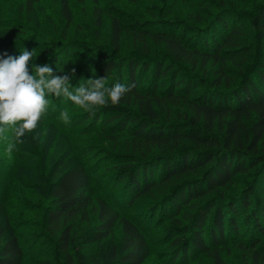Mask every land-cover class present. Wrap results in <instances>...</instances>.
Listing matches in <instances>:
<instances>
[{"label": "trees", "instance_id": "obj_1", "mask_svg": "<svg viewBox=\"0 0 264 264\" xmlns=\"http://www.w3.org/2000/svg\"><path fill=\"white\" fill-rule=\"evenodd\" d=\"M20 1L9 19L0 14L3 53L19 56L23 48L34 50L30 70L37 63L49 64L60 75L75 69L73 87L106 76V87L133 86L119 104L97 107L94 114L66 98L49 97L44 127L66 137L68 148L56 167L45 163L43 225L58 237L56 247L68 264H144L157 247L164 249L159 264L201 259L224 264V252L234 242L248 253V261L264 264V0L249 13L238 9L241 0H218L216 13L207 15L195 11L193 0H176L190 7L183 11L184 18L197 23L184 24L192 35L180 32L177 18L152 15L132 26L135 50L130 54L122 50L128 25L112 13L109 46L86 39H20L25 25L18 18L33 12L40 0ZM54 1L60 18L72 23L73 0ZM104 1L76 0L83 7L91 3L98 34L110 13ZM141 1L130 0L127 6ZM229 64L235 68L228 70ZM209 67L215 75L211 81L185 74L189 69L206 73ZM176 108L180 118L174 117ZM63 110L69 123L60 118ZM124 137H129V152H119ZM5 142L0 144V167L8 176L22 159V149L9 154L2 148ZM31 151L43 160L38 148ZM252 173L255 179L241 195L225 197L223 190ZM0 178L1 210L8 179ZM99 188L109 193L98 194ZM143 197L158 201L129 215ZM92 210L96 225L86 239L77 240L74 227L90 220ZM8 219L0 222V264H24L29 245L10 232ZM119 226L125 235L122 250L111 243ZM88 238L100 247L98 254L83 252ZM78 244L81 250L75 251Z\"/></svg>", "mask_w": 264, "mask_h": 264}, {"label": "rangeland", "instance_id": "obj_2", "mask_svg": "<svg viewBox=\"0 0 264 264\" xmlns=\"http://www.w3.org/2000/svg\"><path fill=\"white\" fill-rule=\"evenodd\" d=\"M263 0H241L240 8L242 12L249 13L256 7L257 3ZM0 11L1 19H9L11 15L15 14V11L19 10L21 5L20 0H2ZM196 5L193 8L196 12H204V14L216 13L217 5L220 3L218 0H193ZM75 3V15L74 21L72 23H67L65 20L61 19L60 15V5L54 0H40L37 4L36 9L33 12L23 13L21 21L25 25L23 32L24 34L19 37L33 38L38 40L40 36L43 38L42 41L46 40H59L64 43L67 42H80L86 39L88 44H93L95 46H103L107 44L109 46V26H110V15L111 13L115 16H120L122 21L128 25L127 32L124 34L125 38L123 41L122 50L125 54L133 53L135 50L134 38L132 36V26L135 24L136 20L144 21L147 19L154 18L157 19L166 18V16H172L177 18L178 25L180 26V32H187L188 35H192V29L185 26L184 24L190 23L189 26H197L195 21H188L184 16H186L187 11L183 9L190 8L187 3H180L176 0H143L139 2L138 5L127 6L130 4V0H106L102 4L110 13L107 15V23L105 28L100 34L96 33L97 28L93 24L91 3L86 7L78 4L76 0ZM125 5V6H124ZM124 6V7H123ZM171 9V13H168ZM131 26V27H130ZM130 27V28H129ZM49 34V35H48ZM31 35V36H29ZM38 42H41V41ZM2 37L0 36V43H3ZM85 44V43H84ZM158 52H164L162 49H157ZM0 53H3L2 48H0ZM88 51L81 55L82 57L88 56ZM156 53V52H154ZM34 55H36L34 51ZM39 57V56H38ZM36 57L34 58V62ZM83 61H78L80 63ZM41 64V63H37ZM235 66L233 64L228 65V70L233 69ZM185 74L195 78H206V81H211L215 75L214 70L209 67L206 71H194L190 69L185 70ZM232 74V73H230ZM208 86V84H207ZM174 110V117L180 118L177 112L180 110L176 108ZM163 118H166L165 112L163 113ZM174 118V119H177ZM9 139H0L1 142L7 141L3 144L2 148H7V144L11 139V136L6 134ZM33 135V138H31ZM23 143L18 144L16 148L18 150L22 149L20 157L22 159L14 162L15 171L8 174L4 172V169L0 167V174L4 176L6 181L5 189V202L4 207L0 210V222L6 221L5 218L9 217L11 221L12 234H16L22 238L26 245H29V253L25 259L24 264H68V259L64 253H61L56 247L58 242V237L52 234L43 225V214L46 209L47 199L45 198V183L44 178L46 177V172L44 171L45 163L50 162L49 165L56 167L60 159L61 152L64 148H68V141L61 133L57 132L54 128L44 127V119L42 118L39 122L36 130L31 134L26 135L22 138ZM34 139V140H33ZM123 139H121L122 142ZM125 140V141H124ZM124 143H118L119 152H129L126 149V141L129 137H124ZM70 144L71 141L69 140ZM36 144V146H35ZM32 148H38L42 152L41 156L43 160H37L36 156L31 153ZM36 151V150H34ZM2 154L0 153V158ZM40 170H37V169ZM44 172H43V171ZM62 170V169H61ZM7 176V177H6ZM20 176V177H19ZM52 177H50L49 181ZM255 179V174L241 175L237 178L234 185H230L222 192L225 197H231L232 195H241V193L246 190V185ZM1 180V178H0ZM46 180V179H45ZM48 181V180H46ZM98 194L106 195L109 193L108 190L97 189ZM157 196V195H156ZM23 201L25 204H22ZM158 200L150 197H143L129 215H136L147 208L151 207ZM96 215L92 210L89 219L86 221H81L74 227V236L77 240L86 239L88 234L93 230L96 225ZM9 234V233H8ZM157 233L151 232L150 236H156ZM264 240V237L262 238ZM125 235L122 231L121 226L116 229L115 235L111 238V243L116 244L119 250L124 247ZM89 242L87 246L82 249L83 252H89L92 254H98L100 252V247L96 243H92L91 238L87 239ZM80 242V241H79ZM262 252H264V244L260 246ZM81 250L80 245H77L75 251ZM162 247H157L153 249L151 257L144 264H159V251L163 252ZM247 252L243 251L239 244L230 243L228 248L224 252V264H254L253 261H248L246 259ZM196 264H213L212 261L208 259H201L200 262Z\"/></svg>", "mask_w": 264, "mask_h": 264}, {"label": "clouds", "instance_id": "obj_3", "mask_svg": "<svg viewBox=\"0 0 264 264\" xmlns=\"http://www.w3.org/2000/svg\"><path fill=\"white\" fill-rule=\"evenodd\" d=\"M35 57L34 50L25 48L19 56L0 53V138L8 140L6 133H11L6 148L9 154L24 142L23 137L36 130L48 112L49 97L66 98L94 114L95 108L109 103L117 105L133 90L132 85L121 83L106 87L107 76L93 77L86 84L73 87L70 81L75 69L60 75L45 63L35 64L30 70L29 64ZM60 118L64 123L70 122L67 110L60 113Z\"/></svg>", "mask_w": 264, "mask_h": 264}]
</instances>
